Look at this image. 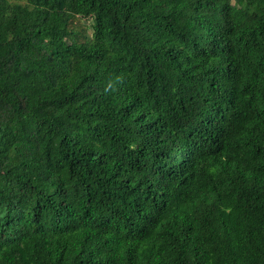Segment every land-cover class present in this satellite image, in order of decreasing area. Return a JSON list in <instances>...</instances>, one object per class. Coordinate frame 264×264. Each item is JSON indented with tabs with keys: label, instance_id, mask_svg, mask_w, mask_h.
<instances>
[{
	"label": "trees",
	"instance_id": "1",
	"mask_svg": "<svg viewBox=\"0 0 264 264\" xmlns=\"http://www.w3.org/2000/svg\"><path fill=\"white\" fill-rule=\"evenodd\" d=\"M0 264H264V0H0Z\"/></svg>",
	"mask_w": 264,
	"mask_h": 264
},
{
	"label": "rangeland",
	"instance_id": "2",
	"mask_svg": "<svg viewBox=\"0 0 264 264\" xmlns=\"http://www.w3.org/2000/svg\"><path fill=\"white\" fill-rule=\"evenodd\" d=\"M84 19V18H83ZM84 21H87L88 22V19H84Z\"/></svg>",
	"mask_w": 264,
	"mask_h": 264
}]
</instances>
